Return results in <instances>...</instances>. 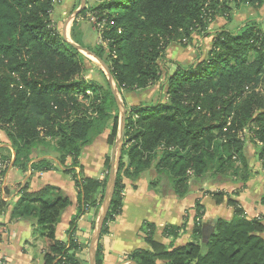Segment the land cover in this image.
Listing matches in <instances>:
<instances>
[{"label": "trees", "instance_id": "16d2710c", "mask_svg": "<svg viewBox=\"0 0 264 264\" xmlns=\"http://www.w3.org/2000/svg\"><path fill=\"white\" fill-rule=\"evenodd\" d=\"M57 0H0V134L9 148L0 147V211L4 223L27 221L31 238L25 246L42 243V264H83L74 239L75 225L90 211L97 212L111 168L99 181L71 174L76 189L77 212L70 221L69 239H56L58 219L72 199L59 188L45 185L30 191L18 186L13 205L1 197V180L11 163L21 172L45 173L56 169L44 157L55 154L58 168L79 167L83 149L109 130L107 145L118 135L120 109L107 77L105 86L78 80L87 59L63 40L52 27ZM90 8L97 22L100 43L84 47L108 68L115 90L126 109L121 157L114 191L97 244L95 263L102 264L101 238L108 223L120 215L123 178L137 179L152 170L170 180L178 198L189 193L190 180L198 184L217 181L239 185L225 190H204L216 205L233 209L230 219H217L202 238L204 208L195 202L190 238L180 246L153 240V226L145 224L148 250L136 249L127 258L137 264H264V213L249 219L235 199L257 175L262 177L258 204L264 209V18L246 19L234 31L213 33L203 60L189 66L173 63L165 69L163 58L172 44L187 46L194 35L208 34L218 18L231 22L235 8L254 10L264 0H96ZM85 8L78 16H84ZM94 26H97L95 23ZM94 30L97 27H93ZM97 30V29H96ZM159 85L156 101L127 106L125 94ZM254 147L253 153L248 146ZM9 149V150H8ZM7 152V153H5ZM256 157L253 170L248 154ZM36 158H43L31 163ZM31 163V164H30ZM235 163L239 165L233 166ZM237 179L228 176V173ZM4 194H9L3 188ZM6 225L0 224V235ZM94 227V222H93ZM180 228L166 227L175 240Z\"/></svg>", "mask_w": 264, "mask_h": 264}, {"label": "crops", "instance_id": "0c3cea01", "mask_svg": "<svg viewBox=\"0 0 264 264\" xmlns=\"http://www.w3.org/2000/svg\"><path fill=\"white\" fill-rule=\"evenodd\" d=\"M89 0H85L88 4ZM69 29L68 23L64 26L66 35ZM120 117V116H119ZM109 130H105L95 140L87 145L81 154L79 167H70V160L66 161V167L58 168L54 171L33 174L30 169L20 175L12 167L5 175L4 187L10 192L3 195V201L8 205H13L18 200V186L28 185L30 191H38L45 185L59 188L67 193L72 203L66 208L58 219L55 237L61 242L69 239L70 221L77 212L76 189L71 174L66 170H74L80 177H90L102 181L108 173L105 167L106 160L116 159L118 150L114 145H107ZM9 148V143L5 137L0 135V147ZM9 150V149H8ZM7 153V152H5ZM9 154L12 153L9 150ZM56 165L55 156L44 157ZM43 159L36 158L34 163ZM30 163V164H31ZM219 180L208 181L198 184L190 180L189 193L178 198L172 188L170 180L161 175L157 176L152 170L142 173L137 179L123 178L124 191L123 202L120 215L114 222L108 223L107 232L101 238L102 264H121L127 260L128 256L136 249L148 250L149 246L144 240L143 226L152 225L153 240L163 245L180 246L185 244L190 238L194 224L195 202L201 203L204 208L202 218V234L206 238L211 233L217 219H230L233 216V209L225 203L216 205L212 199L203 193L204 190L216 191L225 190L228 193L240 188L239 185L220 184ZM262 191V177L257 175L251 180L246 188L235 199L240 203L245 215L249 218H256L264 213L262 206L258 204V197ZM100 208V207H99ZM90 211L83 215L75 225L74 239L80 247L79 258L83 264H88V245L94 226L98 219V213ZM5 216L0 211V224L6 225L4 232L0 235V264H42V243H38L36 248L25 246L26 241L31 238L32 224L27 221H17L4 223ZM148 222V223H143ZM264 224V221H263ZM166 227L180 228L179 236L173 240L165 234Z\"/></svg>", "mask_w": 264, "mask_h": 264}, {"label": "rangeland", "instance_id": "374dc122", "mask_svg": "<svg viewBox=\"0 0 264 264\" xmlns=\"http://www.w3.org/2000/svg\"><path fill=\"white\" fill-rule=\"evenodd\" d=\"M95 1L96 0H89L88 4L85 3V6L78 13H75L76 10L80 9L82 5V0H57L52 15V27L63 38L64 26L65 24L68 23L69 29L66 33L65 38L67 41L73 43L71 37V29L73 26V22L76 21L74 35L81 38L82 45L84 47H94L95 45H98L100 43L98 31L100 30H98L99 27L94 26V24L96 23L101 27L103 25V22H97V19L94 18L92 11H89L90 8L96 3ZM85 8H88L87 9L88 12L86 13L85 17L82 15L78 16L79 13H81V11ZM262 18H264V5L258 10H254L246 7L235 8L232 14L231 22L226 23L224 19L218 18L214 23L209 25L207 31L208 34L194 35L191 43H189L187 46L178 43L176 44L174 43L170 45L165 51V56L163 58L164 61L163 66L165 67L166 70L172 72L175 69L173 63H179L180 65L186 67L195 63L198 60H203L206 58L207 53L210 49L213 33L224 28L234 31L237 28H239L243 23V21H245L246 19H255L257 21H261ZM93 27H97V28H95L94 30ZM80 53L84 57H86L87 62L84 71L78 77L79 78L78 80L83 81L85 84H92L95 87L105 86L106 72L102 67V65L93 56L88 55L85 52H80ZM158 89H159V85H154L149 87L145 91H140L129 95L125 94L123 98L127 106H135L143 101L154 102L159 97ZM117 94L122 104L121 95L119 93ZM0 135L2 137L4 136L3 134ZM98 136L96 131L92 132L90 135L91 139L97 138ZM247 149L248 152L250 151V153H253L254 151L253 150L254 147L252 145H249ZM250 153L248 154V158L250 159L251 165L253 166L256 157ZM52 156H55V154L53 153ZM236 165L239 164L235 163L233 166ZM55 167L56 169H58L57 165H55ZM252 169L255 171L259 170V165L255 162V165L252 167ZM16 170L20 175H23L22 174L23 172L19 171L18 169ZM228 176L231 177L232 180L237 179L235 176L232 175V172H229ZM143 223H148V222H143ZM143 229L145 230V226H143Z\"/></svg>", "mask_w": 264, "mask_h": 264}, {"label": "water", "instance_id": "95a60500", "mask_svg": "<svg viewBox=\"0 0 264 264\" xmlns=\"http://www.w3.org/2000/svg\"><path fill=\"white\" fill-rule=\"evenodd\" d=\"M55 6H56V4H55ZM84 6H85V0H82V5H81L80 9L76 10L75 13H78ZM65 37H66V35L64 33L63 39L66 42H68L69 44H71L79 52H85L88 55L93 56L91 54V52L80 47L77 44H74L72 42L67 41ZM94 58L102 65V67L104 68V70L106 72V77H107L108 83L110 84L112 92H113L115 99L117 101L118 107L120 109V117H119L118 135H117V138L114 142V151H113L115 153V149L118 150V157L115 160L111 159V164H110L111 168H110L109 175H108V181H107V185H106V189H105V193H104V198H103L102 203L100 205L99 213H98V219L96 221V224L94 226L93 232H92L90 240H89L88 264H96L95 263V257H96L97 244H98V241L100 239L103 223H104L105 218L107 216L108 208H109L111 198L113 195V191H114L115 175H116L117 168H118V162H119V159L121 157V147H122V143H123V139H124V128H125V120H126V109L124 108L123 104H121V101L119 100L118 94L116 93V90H115V87L113 84L112 76H111L107 66L101 60L97 59L96 57H94ZM13 160H14V154L12 156L11 163L8 166V171L12 168ZM4 183H5V176H4L2 183H1V188H2L1 197H2V199H3V195H4V192H3ZM202 238L205 239L206 236L204 234H202ZM121 264H137V263H135L132 260H124Z\"/></svg>", "mask_w": 264, "mask_h": 264}, {"label": "built area", "instance_id": "2783aa9c", "mask_svg": "<svg viewBox=\"0 0 264 264\" xmlns=\"http://www.w3.org/2000/svg\"><path fill=\"white\" fill-rule=\"evenodd\" d=\"M97 26L99 27V29H101V27L99 25H97ZM3 168H4V165L0 163V169H3ZM1 183H2V181H1Z\"/></svg>", "mask_w": 264, "mask_h": 264}]
</instances>
